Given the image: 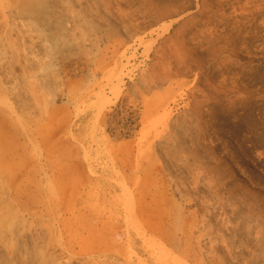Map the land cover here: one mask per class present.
Segmentation results:
<instances>
[{"label": "rangeland", "instance_id": "rangeland-1", "mask_svg": "<svg viewBox=\"0 0 264 264\" xmlns=\"http://www.w3.org/2000/svg\"><path fill=\"white\" fill-rule=\"evenodd\" d=\"M0 264H264V0H0Z\"/></svg>", "mask_w": 264, "mask_h": 264}, {"label": "bare ground", "instance_id": "bare-ground-1", "mask_svg": "<svg viewBox=\"0 0 264 264\" xmlns=\"http://www.w3.org/2000/svg\"><path fill=\"white\" fill-rule=\"evenodd\" d=\"M206 5V4H205ZM209 7V6H208Z\"/></svg>", "mask_w": 264, "mask_h": 264}]
</instances>
